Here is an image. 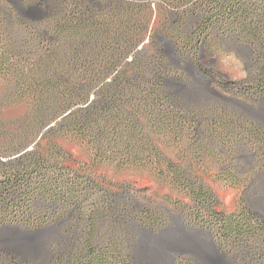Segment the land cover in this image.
<instances>
[{"label": "rangeland", "instance_id": "374dc122", "mask_svg": "<svg viewBox=\"0 0 264 264\" xmlns=\"http://www.w3.org/2000/svg\"><path fill=\"white\" fill-rule=\"evenodd\" d=\"M38 1L0 0L1 161L19 152H6L5 145L27 127L38 98L33 77L38 61L48 55L49 39L54 35V18L44 4L35 6ZM171 1L174 4L166 0L151 3L155 11L152 30H157L160 36L157 41L181 69L177 74L179 81L170 86L190 103L207 98L225 110L226 117L197 115L194 121L187 122L180 116L176 122L165 120L161 128L145 122L144 131L154 137L162 152L159 167L150 158L137 159L134 153L129 157L124 152L118 157L108 154L96 162L98 152L90 138L67 136L62 145L72 157L68 165L83 175L93 176L113 198L116 216L123 217L122 212L133 210V222L128 218L121 226L116 223L108 229L112 221L107 220L92 235V245L85 243L89 236L86 228L79 229V236H73L74 217L41 231L3 223L0 264H56L55 251L60 243L67 245L61 254H66L68 264L74 263L69 258L76 251L81 256L82 251L85 253L92 247L96 250L89 258L95 259L100 247L105 246L106 233H114L113 237L120 240L125 258L123 261L113 258L102 264H264V228L251 238H237L241 232L232 229L229 223L226 231L219 232L211 210L221 220L248 213L264 223V94L257 93L252 86L253 54L232 37L220 38L217 30L202 37L207 39L203 50L199 47L187 52L186 41L177 40L183 56L176 54L170 43H163L161 37L170 35L161 27L167 18L173 20L176 13L189 5ZM156 5L167 13L162 14ZM171 11L175 14L169 15ZM199 21V16L193 17L188 25L194 26ZM151 32L141 45L149 56L154 52ZM235 113L238 121H233ZM253 125L258 134L252 133ZM32 144L28 139L25 146L30 148ZM120 146L124 150V145ZM188 171L193 179H200L210 189L216 204L211 207L201 204L196 187H190L183 179V172ZM108 199L102 192L92 194L83 212L88 213L94 201L106 208ZM145 208L155 212L159 220L146 217ZM154 224L159 231L153 230ZM122 225L126 228L122 229ZM78 242L74 252V244Z\"/></svg>", "mask_w": 264, "mask_h": 264}, {"label": "trees", "instance_id": "16d2710c", "mask_svg": "<svg viewBox=\"0 0 264 264\" xmlns=\"http://www.w3.org/2000/svg\"><path fill=\"white\" fill-rule=\"evenodd\" d=\"M154 1L39 0L36 3V7L44 4L49 9L55 22L54 35L49 39L48 55L38 61L33 77L38 98L27 127L5 145L6 152H19L6 161L0 160L3 176L0 224L41 231L74 217L73 236H79V229L86 228L89 236L85 243L92 245V235L99 232L102 223L111 220L108 227L111 229L113 224L121 226L128 218L133 222V210L122 212L123 217L116 216L113 198L93 176L83 175L68 165L72 157L62 140L71 134L80 139L90 138L98 152L96 162L108 154L118 157L124 152L129 157L134 153L137 159L150 158L159 167L162 152L154 137L144 131L145 122L161 128L165 120L176 122L180 116L187 122L194 121L197 115L226 117L225 110L207 98L190 103L170 86L179 81L177 74L181 69L157 41L160 37L157 30H152L155 11L151 3ZM166 1L174 4V1ZM178 2L189 6L176 13L173 20L166 19L161 28L170 37H161L163 43H170L176 54L183 56L177 40L184 39L188 44L187 52H193L199 47L204 49L207 39L202 40V37L209 31L217 30L220 38L232 37L252 52V68L255 69L250 75L252 86L257 93L264 94V0ZM156 6L162 10L160 5ZM166 13L163 9L162 14ZM172 14L175 13L169 12ZM196 16L200 21L194 26L188 25ZM151 31L153 35L149 38H152L154 52L149 56L141 50V45ZM39 40L42 44L43 39ZM232 118L238 121L239 116L235 113ZM252 128V133L258 132L255 125ZM28 139L33 143L30 148L25 146ZM183 177L190 187H196L201 204L211 207L217 203L203 181L193 179L189 171L183 172ZM96 192L109 197V205L104 208L94 201L89 212H83L86 201ZM211 210L219 232L226 231L229 223L232 229L241 232L237 238H251L264 228L261 219L248 213L221 220L214 209ZM143 213L152 220H159L150 209L145 208ZM152 228L160 230L155 224ZM112 234L103 235L105 246L100 247L95 259L89 258L96 250L94 247L85 253L82 251L80 256L76 251L80 242L74 244L76 252L69 259L73 264H102L113 258L123 261L120 240ZM125 238L126 242L130 241ZM65 244L60 243L56 248V264H68L66 254H61Z\"/></svg>", "mask_w": 264, "mask_h": 264}, {"label": "water", "instance_id": "95a60500", "mask_svg": "<svg viewBox=\"0 0 264 264\" xmlns=\"http://www.w3.org/2000/svg\"><path fill=\"white\" fill-rule=\"evenodd\" d=\"M14 227H16V228H22V227H20V226H17V225H16V226H14ZM173 259H174V257H173Z\"/></svg>", "mask_w": 264, "mask_h": 264}, {"label": "flooded vegetation", "instance_id": "af4514ba", "mask_svg": "<svg viewBox=\"0 0 264 264\" xmlns=\"http://www.w3.org/2000/svg\"><path fill=\"white\" fill-rule=\"evenodd\" d=\"M177 257L174 255V259H176Z\"/></svg>", "mask_w": 264, "mask_h": 264}]
</instances>
